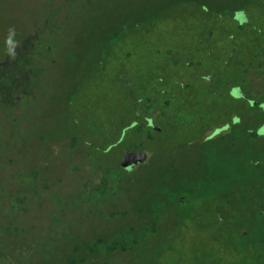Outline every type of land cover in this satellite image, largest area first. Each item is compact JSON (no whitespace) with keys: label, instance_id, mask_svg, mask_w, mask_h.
I'll return each instance as SVG.
<instances>
[{"label":"flooded vegetation","instance_id":"af4514ba","mask_svg":"<svg viewBox=\"0 0 264 264\" xmlns=\"http://www.w3.org/2000/svg\"><path fill=\"white\" fill-rule=\"evenodd\" d=\"M4 1L0 264H159L200 214L228 253L196 244V264H264V0H142L133 13L137 0ZM92 5L95 20L123 18L65 56L67 87L56 69ZM128 153L146 158L123 166ZM154 187L186 194L147 215Z\"/></svg>","mask_w":264,"mask_h":264},{"label":"rangeland","instance_id":"374dc122","mask_svg":"<svg viewBox=\"0 0 264 264\" xmlns=\"http://www.w3.org/2000/svg\"><path fill=\"white\" fill-rule=\"evenodd\" d=\"M2 3H0V7H10V3L6 1ZM141 3L142 0H137L135 4L131 2L126 5L127 12H139L138 10H142ZM119 6L120 8L123 7L122 4ZM107 12H112V14ZM92 13L97 14V9L93 5L90 6L88 10L83 12L79 29L72 31L69 36L67 40L69 43L66 46V51L61 53L60 65L56 69V76H58V74L63 76V73H65L63 64L61 63L64 62L65 56L72 55L73 57H76V52H79L78 55L83 53L86 45H90L89 42H95L97 39H103L108 35L109 32L107 30V26L104 24H108L113 21L117 23V21H121L123 18L122 14L116 13L110 9H107L105 14L96 15V20ZM2 29L3 26L0 25V35H2ZM67 70H70L69 73L66 72L64 75L66 76V79H68L66 86L69 87L71 84V77L69 74L72 69ZM199 211L202 210L199 209ZM168 214L169 213H164V215ZM163 219L166 220L164 217ZM214 224L215 222L213 219L207 215L200 214L199 216L191 219L190 222L187 221L182 224L183 226L176 228V231L185 233V236L180 240L178 250L175 253L167 254V256L164 257V260L159 264H196L198 254L193 251L196 244L210 249L214 256L221 254L226 256L228 252L223 249L221 250L223 242L219 238V231Z\"/></svg>","mask_w":264,"mask_h":264},{"label":"trees","instance_id":"16d2710c","mask_svg":"<svg viewBox=\"0 0 264 264\" xmlns=\"http://www.w3.org/2000/svg\"><path fill=\"white\" fill-rule=\"evenodd\" d=\"M202 169V161L198 164H196V170H195V177L196 179H200L199 181H202L204 176L203 175H197L199 174L198 171H200ZM160 177V176H159ZM161 180L156 178V175L153 174L152 176V180L151 183H169L171 182V177L170 176H162L161 175ZM160 187H154L153 189H147L145 195L143 196L144 201H147L148 207H145V211L147 215H152L154 216L155 213L151 212L152 210H154L155 206L157 205V203L159 202V199L163 198V199H167L169 200L171 197L172 198H179L180 195L182 194H186L185 191H180V190H159ZM213 192V191H212ZM199 193H202V190L199 191H195L194 192V196L195 199H203V197L201 195H198ZM190 194V193H189ZM191 195V194H190ZM191 196H189V198H191ZM155 211V210H154ZM151 221V223L149 222V224L151 225H158L157 222H153ZM138 226L139 229V224H136ZM162 229V228H161ZM153 230H156V228L153 227Z\"/></svg>","mask_w":264,"mask_h":264},{"label":"clouds","instance_id":"9594fccd","mask_svg":"<svg viewBox=\"0 0 264 264\" xmlns=\"http://www.w3.org/2000/svg\"><path fill=\"white\" fill-rule=\"evenodd\" d=\"M15 31L13 29H9L8 36L5 40V46L7 48L8 54L14 56L15 55V47L16 41L14 39Z\"/></svg>","mask_w":264,"mask_h":264},{"label":"water","instance_id":"95a60500","mask_svg":"<svg viewBox=\"0 0 264 264\" xmlns=\"http://www.w3.org/2000/svg\"><path fill=\"white\" fill-rule=\"evenodd\" d=\"M145 158H146V155L144 153H128L126 154L122 165L126 166L132 163L142 162L145 160Z\"/></svg>","mask_w":264,"mask_h":264}]
</instances>
